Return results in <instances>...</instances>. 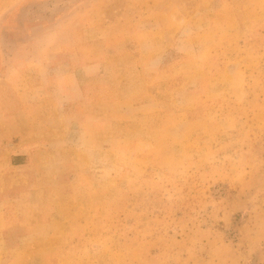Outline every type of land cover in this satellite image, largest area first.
<instances>
[{
  "label": "rangeland",
  "instance_id": "obj_1",
  "mask_svg": "<svg viewBox=\"0 0 264 264\" xmlns=\"http://www.w3.org/2000/svg\"><path fill=\"white\" fill-rule=\"evenodd\" d=\"M0 264H264V0H0Z\"/></svg>",
  "mask_w": 264,
  "mask_h": 264
},
{
  "label": "trees",
  "instance_id": "obj_2",
  "mask_svg": "<svg viewBox=\"0 0 264 264\" xmlns=\"http://www.w3.org/2000/svg\"><path fill=\"white\" fill-rule=\"evenodd\" d=\"M15 165L19 164V162H14Z\"/></svg>",
  "mask_w": 264,
  "mask_h": 264
}]
</instances>
